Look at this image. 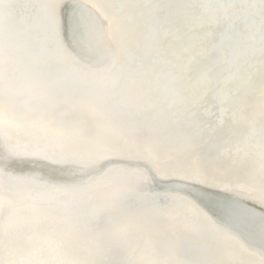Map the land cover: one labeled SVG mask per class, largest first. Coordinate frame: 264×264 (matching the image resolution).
Returning <instances> with one entry per match:
<instances>
[{"label": "snow or ice", "instance_id": "obj_1", "mask_svg": "<svg viewBox=\"0 0 264 264\" xmlns=\"http://www.w3.org/2000/svg\"><path fill=\"white\" fill-rule=\"evenodd\" d=\"M0 264H264V0H0Z\"/></svg>", "mask_w": 264, "mask_h": 264}, {"label": "water", "instance_id": "obj_2", "mask_svg": "<svg viewBox=\"0 0 264 264\" xmlns=\"http://www.w3.org/2000/svg\"><path fill=\"white\" fill-rule=\"evenodd\" d=\"M81 2H90V0H81ZM95 2L105 3L106 0H95ZM170 160H171V156L169 154L165 153V154L162 155V162H169ZM165 184H166L165 179L161 178V185L163 186ZM209 192L210 193H214L215 190L210 189ZM171 211H172V213L175 214V213H179V212L183 211V209L181 207H179V206H176Z\"/></svg>", "mask_w": 264, "mask_h": 264}]
</instances>
